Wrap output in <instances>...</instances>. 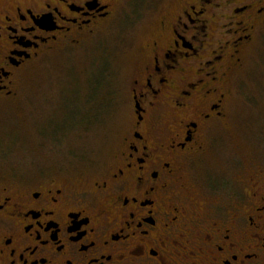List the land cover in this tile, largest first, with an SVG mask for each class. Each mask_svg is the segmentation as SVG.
<instances>
[{
    "label": "flooded vegetation",
    "instance_id": "1",
    "mask_svg": "<svg viewBox=\"0 0 264 264\" xmlns=\"http://www.w3.org/2000/svg\"><path fill=\"white\" fill-rule=\"evenodd\" d=\"M124 3L0 0V101ZM262 29L264 0H177L129 75L130 120L108 168L81 181L0 175V264H264V163L245 189L204 165Z\"/></svg>",
    "mask_w": 264,
    "mask_h": 264
},
{
    "label": "rangeland",
    "instance_id": "2",
    "mask_svg": "<svg viewBox=\"0 0 264 264\" xmlns=\"http://www.w3.org/2000/svg\"><path fill=\"white\" fill-rule=\"evenodd\" d=\"M154 1L124 0L96 32L21 72L14 96L0 101V175L45 170L81 181L109 167L130 120L129 75L177 0L158 8ZM231 91L230 118L212 138L204 165L245 189L264 163V29L246 49Z\"/></svg>",
    "mask_w": 264,
    "mask_h": 264
}]
</instances>
